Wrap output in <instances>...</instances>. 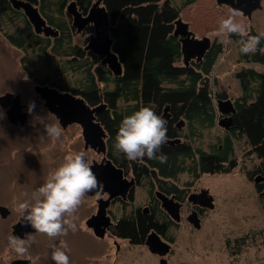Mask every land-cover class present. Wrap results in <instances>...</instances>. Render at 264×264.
Masks as SVG:
<instances>
[{"label": "trees", "instance_id": "trees-1", "mask_svg": "<svg viewBox=\"0 0 264 264\" xmlns=\"http://www.w3.org/2000/svg\"><path fill=\"white\" fill-rule=\"evenodd\" d=\"M24 1L40 6L42 14L51 25L61 30L62 36L54 40L36 35L26 21L29 30L27 35L19 31L15 36L10 35V40L19 47H39L42 57L40 59L50 66L54 63V55H59L66 57L65 62L75 69L73 71L81 68L85 70L86 77L77 86L63 81L65 79L61 76L64 70L58 67L59 64L54 70L53 80H38V76L35 78L38 83H46L82 96L93 107L106 105L107 109L99 113L98 119L109 133L110 156L117 165L127 167L129 163L125 154L117 152L113 147L124 117L138 111L142 106L153 107L158 115L166 107H170L174 121L185 117L194 128L191 141L172 146L173 148L163 146L161 151L167 156L166 163L146 157L152 169L145 167V172L142 169L137 170L138 177L147 176L165 191L170 188L177 190L176 186L167 184L172 178L186 171L194 178H199L203 173L231 172L238 164L235 150L238 136L246 138L250 146L248 155H255L259 159L255 169L247 172L248 175L264 177V74L254 68L237 74L238 77L246 78L244 96L235 101L234 121L230 130L225 129L222 143L211 146L209 151L201 146H193L192 139L201 137L204 130L216 125V118L221 114L218 101L229 98L225 91L214 89L216 85L211 83L210 77L217 58L223 51L221 43L215 42L202 61L192 62L188 66L185 63L180 64L183 60L182 43L181 38L174 35L175 24L181 11L196 0H103L111 22V26L106 28L115 40L113 51L122 63V76H114L98 56L85 51L77 43L73 44V36L69 33L73 29L69 27L68 15L64 10L70 0ZM79 1L84 12L92 2ZM0 6L1 9L11 8L9 3H2ZM15 14L24 17L17 10ZM66 32L68 34L63 35ZM249 34L258 33L252 28ZM231 37L240 41V37L235 34H231ZM261 48H264V40L254 54L244 56L251 61L263 63L264 53L259 50ZM173 122L167 126L168 138L179 136ZM189 158L196 160L194 164H187ZM155 183L152 182V187L156 186ZM263 186L264 183L261 188ZM159 221L156 213L138 218L133 215L129 218L123 217L116 233L120 237L130 238L132 242H138L145 238L150 228L162 230Z\"/></svg>", "mask_w": 264, "mask_h": 264}, {"label": "rangeland", "instance_id": "rangeland-1", "mask_svg": "<svg viewBox=\"0 0 264 264\" xmlns=\"http://www.w3.org/2000/svg\"><path fill=\"white\" fill-rule=\"evenodd\" d=\"M92 2L95 1L92 0ZM262 4V9L256 10L251 19L240 11L241 16L237 19L244 22L248 32L252 28L257 33L264 32V0H262ZM229 9L232 8L218 3V0H196L181 11L180 18L188 23L189 30L195 33L196 38H209V34L218 28L219 21L228 15ZM26 20V18L16 14L13 21L2 17L4 29H0V69H2L1 78L4 92L6 90L15 91V93L22 91L23 97L26 96V102L33 106L35 124L28 127L29 132L25 131V128H15V131H6L5 129L2 135L4 147H12L11 150L6 149L9 152L15 147H31L32 151L29 153L34 152L38 155L39 151L44 150L52 156L57 147H67L68 153L84 151L91 162L96 158L100 160L101 157H98L94 152L83 150L85 142L82 127L79 124L74 123L67 129H63L54 116L51 115L49 120L43 119L48 117V110L34 90L35 77L38 76V80L47 78L53 80L54 70L59 64L58 67L64 70L61 77L66 81H63L77 86L85 79L86 73L83 68L73 71L75 69L65 62L67 60L65 56L54 55V65L50 66L40 59L39 47L13 46L4 30L10 33L15 29V33L21 31L23 35H27L29 30L25 23ZM14 25L15 28L13 29ZM30 26L36 34L33 25ZM210 39L213 44L218 42L223 45V51L219 54L210 75L211 83L213 85L215 83L214 89L225 91L229 98L235 101L243 93L242 83L237 76L238 72L244 66H253L254 69L264 73V63H247V57L240 52V43L235 41L231 35H228L223 41L217 37ZM72 42L84 46L86 36L83 34L74 35ZM49 49L51 48L49 47ZM182 63H184L183 60L180 64ZM54 80L60 81L57 78ZM103 85L101 84V86ZM1 112L4 113L5 110H1ZM221 117L220 114L216 118L214 127L204 130L201 137L195 138L194 145L209 150L211 146L222 143L226 130L219 124ZM46 123L59 124L62 129V135L55 142L47 136L44 127ZM235 147L238 164L231 172L213 175L203 174L194 180L186 172L179 175L180 185L189 180L194 181L193 189H190L192 191H200L203 188L209 189L215 197V208L205 213L202 228L196 230L186 219L190 214V208L187 204L185 205L183 209L184 220L179 224L177 223L173 228L172 235L175 237L176 251L169 264H264V198L260 196L255 183L251 181L247 173L255 169L259 159L255 155H248L250 146L245 137H236ZM11 161H7L2 167L13 173L15 172V164ZM34 168H30V170L33 171ZM54 170L55 168L51 167L47 170L48 172L45 171L47 173L42 181H45L48 173ZM27 173L28 175L20 172L19 177L22 182L18 184H15V178L9 180L5 177L0 186H4L10 192L19 193L21 197V191L29 192L31 187L33 188L34 185L40 183L35 176L33 177L28 171ZM8 197H10L11 203L15 205V196L10 193ZM148 201L147 192H138L135 199L136 205H146ZM87 206H91L89 198L88 200L85 198L79 209L85 210ZM118 208H120V204L117 203L114 210L121 214ZM236 239L242 240V242L241 247L237 248L240 249L239 253L235 255L236 251L231 245L236 242ZM127 242V240H120V244L123 245L124 243V246ZM116 264L159 263L158 258L144 250L143 247L130 248L127 246Z\"/></svg>", "mask_w": 264, "mask_h": 264}, {"label": "flooded vegetation", "instance_id": "flooded-vegetation-1", "mask_svg": "<svg viewBox=\"0 0 264 264\" xmlns=\"http://www.w3.org/2000/svg\"><path fill=\"white\" fill-rule=\"evenodd\" d=\"M71 2H76L77 10L80 13H82L83 16H85V17L88 15L89 10L91 9L93 2L91 4V6L89 7V9L85 12L81 8V4H80L79 0H70L65 5L64 10H65V13H67V15H68V23L70 25L69 27L71 29H73L69 33H71L72 36L80 35V34L85 35L86 36V43L82 47L85 48V51L89 52L90 54L98 56L101 59L102 64L106 65L108 67V69L113 73V71L109 68L108 64L103 63L105 56H100L98 54H95L90 49L87 48V45L89 44L91 37L97 35V29H96L95 23H89L85 26V28L82 31H79L78 28H76L74 26V17L71 14H69L67 11L68 5ZM2 3H7V4L9 3L11 8L10 9L9 8H7V9H1L0 8V29H4L3 28L4 26L2 25V17H4L5 19H12V21H13L15 18V10L21 12L24 15V17L27 19L26 23H28L29 25L32 24L29 21L28 17L25 15L24 10L23 9H16L12 3V0H0V5ZM34 6L37 7L40 11V6H38V5H34ZM40 13L43 16V18L45 19L47 26H51L53 29L57 30L58 35L57 36H54V35L47 36L44 33V31L41 33H37L35 30L36 34L40 35V36L50 37V38H53L54 40L59 39L62 36L61 30L58 29L57 27L51 25L49 23V20L42 14L41 11H40ZM10 14L12 16H9ZM251 18H249V19H251ZM110 26H111V22H109V24L102 23L99 26V31L101 32L103 41L106 40L108 37H110L113 40V44H112V51H113V46L115 44V40L112 37L109 30L106 28V27L109 28ZM14 28H15V25L13 26V29ZM4 33H6L7 38L10 40V35L15 36V29L10 33H8L7 31L4 30ZM66 34H68V33L66 32L63 35H66ZM11 43L13 44V46H15V44L12 41H11ZM78 45H80V44H78ZM212 46H213V42H212ZM183 62L187 66L189 64H191L192 62L198 63L197 59H192L188 63L185 62L184 55H183ZM246 62L252 63V64L253 63H261V62L251 61L249 58L246 59ZM250 68H254V67L253 66H251V67H245L244 66V68H242L241 71H239L238 73H240L246 69H250ZM256 71H258V70H256ZM258 72L264 74L261 71H258ZM113 75L116 76L114 73H113ZM1 76H2V69H0V98L2 96H4L5 94H8V93L13 94V96H14L13 98H15V96H17V95H20L21 104L23 106V111L28 113V117H27V121L24 124L21 122H16V123L12 122L8 116V110L10 109L12 104H10L7 107H3V105L0 103V183L3 181L2 179H5V177H6V179H9V180L10 179L14 180V178H15V184H18L19 182H22L21 178L19 177L20 172L28 175L27 171L33 177L35 176V178H37L40 181V183L38 185H34L33 188L31 187L30 188L31 191H29V192L21 191L20 192L21 197L19 196V193L15 192V191L10 192L4 186H0V264H54V261H52V259H51V248H50L49 238L44 234L37 233L33 228H31V226H27L24 222L23 214L21 212H19L17 210V208H18V204L20 202L32 199V194L35 192V190L45 182L42 180H44V176L48 172L47 170L50 169L51 167H54L56 169L63 162L65 155L68 154V148L67 147H57V149H55V152L52 156L44 150L39 151L38 155H36L34 152L29 153L30 151H32L31 147H20V148L15 147V149L10 151V152L8 150H11L12 147H4L2 135L4 133L3 131H5V129H6V131H8V130L9 131L10 130L15 131V128H21V129L25 128V131L29 132L28 127L34 126L35 123L33 120V111L31 113H29L28 109H29L30 104L28 102H26V96L23 97L22 91H18L15 93V91L13 92L10 90H6L4 92V88L2 86L3 80L1 78ZM239 79H240L242 86H243V93L240 96H238V98L244 96V82H245L246 78L245 77H239ZM34 86H35L34 87L35 92L39 95V97L42 100L43 105L48 110V117L47 118L45 117L43 119L49 120L48 118H50V116L52 115L58 120V122L60 124L59 119L56 117V115L54 113H52L49 110V108L46 105V101L44 99H42L41 95L36 91V88L38 86H49L50 88H56L58 90H60V89L56 86H50L49 84H46V83L42 84V83H38L36 81H35ZM60 91L61 92H70V91H62V90H60ZM74 95H76V94H74ZM76 96L82 97L79 95H76ZM235 101H233L234 104H235ZM91 107L94 108L93 106H91ZM166 108H169V111L167 113L168 118L166 120L167 126H168L171 122H173L175 120V117L172 114V112L170 111L171 108L170 107H166ZM105 109H107L106 105H105V108H103V110H105ZM1 110L2 111L5 110V112L3 113V112H1ZM103 110H101V111H103ZM101 111L99 113H101ZM164 111H165V109L161 113L162 116L164 115ZM99 113L96 115L98 121H99V119H98ZM222 117H223V115H222ZM73 124L74 123L68 125L66 128H64V127H62V128L67 129L69 126H71ZM173 125L179 131L178 132L179 136H176L175 138H168L167 143L164 146H168L170 148H173L172 146L181 145L185 141H191V133H192V131H194L193 130L194 128L190 126L189 121L185 117H179L177 119V121L173 122ZM102 126L104 127L103 124H102ZM104 129L107 133L106 138H105V142H106L105 152H99L98 148H93L91 146L87 147L85 139H84L85 147H83V150H86L87 152L92 151L98 157H101L100 160L97 158L93 159L92 165L94 163H98V164L107 163V161L110 160L117 166V168L123 170L124 179H126L128 182H133V184L129 187L125 197H123L122 195H117V196L111 197V194L108 191H103L102 198H100V199H95L94 198L95 195H89V194L87 195L86 198H87V200L89 198V200L91 201V206L90 207L87 206L86 207L87 209L85 208V210H83L82 208L78 210V212H77V215L79 216V220L77 221L78 230L75 233L69 232V235L65 238L68 242L70 249H71V253H70L71 264H116V261L119 260L120 255L123 253L124 249L127 248V246L130 248L143 247L144 250H147L151 255L158 258L159 264H169L170 259L174 256L175 251H176L175 237H174V235H172L173 228L177 223L179 224L184 220L183 209H184L185 205L187 204L188 208H190V214L186 217V219L188 220L189 223H191L188 219L189 216L193 212H197L198 217L201 220V227L196 228L194 226V224H192V223H191V225H193L194 229H196V230L201 229L205 213L209 210H212V209L209 207H206L200 203H194L193 201L189 200V198L191 196L201 194L205 190L209 191V189L203 188L200 191L190 190V189H193V186H194V183H193L194 181H192V180H194V177L188 171H186V173H188L189 175H191L193 177L192 180H189L185 184L180 185L178 178H179V175L185 173V172H183L181 174H178L175 178H172L170 180V183L167 184L168 186L171 184L173 186H176L177 190H173L170 188V189H166L164 191L161 188H159L158 184L155 183L154 180H151L147 176L138 177L136 174L137 170L142 169V172H145V167H149L150 169H152L149 166L148 161L146 160L147 158L145 157L142 161H129L128 160L129 163H128L127 167H122V166L117 165L115 163V161L113 160V158L110 156V151H109V147H108V140H109L110 136H109V133L105 127H104ZM82 135H83V127H82ZM83 138H84V136H83ZM192 141L195 142V138L192 139ZM193 146H194V143H193ZM54 148H56V147H54ZM220 148H222V147H220ZM6 149H8V150H6ZM209 150H207V151H209ZM235 150H236V147H235ZM8 157H9V159H7ZM87 159H88V157H87ZM7 161H11L15 164V172L11 173L12 171L10 172L7 169H5L4 167H2V165H4ZM195 161H196L195 159L192 160L189 158V159H187V164H191V163L194 164ZM52 164H54V165H52ZM33 167H35L34 170L33 171H32V169L30 170V168H33ZM20 169H22V170H20ZM45 171H47V172H45ZM14 173H15V176H13ZM7 174H10V175H7ZM203 174L213 175L211 173H203ZM203 174H201V175H203ZM214 174H219V173H214ZM48 175H49V173H48ZM257 176L258 175H253V174L249 175L251 181H253L255 183V187L258 190V193L260 194V196L262 198H264V195H262V193L264 192V186H263V188H261V184L264 183V181H262L260 183H256L255 178ZM166 180H169V179H166ZM152 182H154L156 184L155 187H152ZM171 190H172V192H170ZM141 191L143 193L144 192L148 193V200L149 201L146 203V205H136L135 204L136 195L138 194V192L140 193ZM10 193L15 196V205L12 204L11 201L9 200L10 197H8V194H10ZM158 193L165 194L169 198H174V200L176 202H179L181 204V208H180V215L181 216H180L179 221H176L169 214V212L163 207L162 200L159 198ZM209 195H212L210 193V191H209ZM213 198H215V197L213 196ZM91 199H93V200H91ZM200 199L201 198H198V200H200ZM100 200H102V201L109 200V204L106 207V213H107V217L110 218V223L106 227L105 233L103 235H101L99 232H97L95 227L92 224H89L90 220L98 214V210H99L100 203H101ZM117 203L120 204V208H118V211H121V214H118L114 210V207ZM213 203L215 204L214 201H213ZM154 213H156L157 217L160 220L159 222H160V226L162 227V230L158 231L154 228H150L149 231L147 232V234L145 235V238L141 241H138V242H132L130 238H123V237H120L117 235L116 229H117V226L119 224V221L123 217L129 218L130 216L133 215L136 218H138L141 215L153 216ZM153 232H156L160 236L162 242L164 243V245L162 244V247L160 248V250L153 251L150 248V246L147 244L148 237ZM26 234H30L35 242L31 245V247L28 249V252L25 255H23V256L17 255V253L9 245V238L12 236L25 238ZM120 240H127L128 242L124 246V243H123V245L120 244ZM235 241L236 242L233 245H231V247H233L234 250L236 251V253H234L236 255L240 251V249H237V248L241 247L242 240L236 239ZM57 243H58V241H57ZM228 243H229V241H228ZM166 249H168L167 252H165Z\"/></svg>", "mask_w": 264, "mask_h": 264}, {"label": "water", "instance_id": "water-1", "mask_svg": "<svg viewBox=\"0 0 264 264\" xmlns=\"http://www.w3.org/2000/svg\"><path fill=\"white\" fill-rule=\"evenodd\" d=\"M88 15L85 17L77 10L76 2H71L68 5L67 11L74 17V26L82 31L89 23H95L97 29V35L92 36L87 48L93 53L100 56H105L103 63L108 64L109 68L116 76H122L123 66L119 60L118 55L112 51L113 40L108 37L103 41L99 26L102 23L109 24L110 17L106 7L103 5V0H94ZM16 9H23L25 15L29 21L33 24L37 33H44L49 35H58V31L51 26H47L45 19L41 15L39 9L35 7L31 2L24 0H12ZM218 3L225 4L232 9L239 10L249 18L252 17L254 11L262 9V0H218ZM176 29L174 35L181 38L182 53L184 55L185 62H189L192 59L201 61L205 54L211 49L212 41L208 37L196 38L195 33L189 30L188 23L184 22L181 18L176 21ZM36 91L41 95L42 99L46 101V105L49 110L56 115L59 119L62 127L66 128L72 123H78L83 127V136L86 142V146L98 148L99 152H105L106 150V131L102 124L97 120V114L105 108V105H99L92 108L83 97H77L71 92H61L56 88H50L49 86H38ZM13 94H5L0 98V103L3 107H7L10 104L12 106L8 110L9 119L12 122L25 123L27 121L28 113L23 111L20 95L13 98ZM218 109L223 117L219 124L226 130H230L236 113V107L231 98L218 101ZM169 108H165L164 119L168 118ZM92 170L95 172L98 180L103 184V191H108L111 197L122 195L126 196L129 187L133 182H128L124 179L123 170L117 168V166L110 160L107 163H94ZM264 181L262 175L255 178L256 183ZM89 195H95L94 192H89ZM264 195V192L262 193ZM159 198L162 200L163 207L169 212V214L176 220H180V208L181 204L176 202L174 198H169L165 194L158 193ZM198 198H201L198 200ZM189 200L194 203H200L206 207L213 209L215 204L214 198L209 195V191L205 190L201 194L191 196ZM100 207L98 214L94 216L89 224H92L96 231L101 235L105 233L106 227L110 223V218L107 217L106 207L109 204V200H100ZM189 221L194 224L196 228L201 227V220L198 217L197 212H193L189 216ZM147 244L153 251L160 250L162 242L160 236L153 232L149 235ZM167 245V244H166ZM168 249L165 250L167 252Z\"/></svg>", "mask_w": 264, "mask_h": 264}, {"label": "clouds", "instance_id": "clouds-1", "mask_svg": "<svg viewBox=\"0 0 264 264\" xmlns=\"http://www.w3.org/2000/svg\"><path fill=\"white\" fill-rule=\"evenodd\" d=\"M240 16L239 10L229 9L228 15L219 21L218 28L209 34V38L217 37L223 41L228 35L235 34L240 37V52L254 54L264 40V32L250 35L244 22L237 19ZM259 50L264 53V48ZM28 110L31 113L33 106L30 105ZM44 127L54 142L62 135L59 124L46 123ZM167 140V121L153 107L142 106L124 117L113 147L124 153L129 161H142L147 157L166 163L167 156L161 149ZM89 192L95 193V199L102 198L103 184L92 170V162L84 151L70 152L35 190L32 199L18 204L17 210L23 214L25 224L49 238L54 264H71V249L65 238L69 232L78 230L77 212ZM34 242L30 234L25 238H9V245L20 256L25 255Z\"/></svg>", "mask_w": 264, "mask_h": 264}]
</instances>
